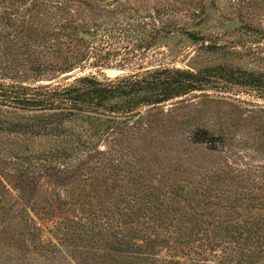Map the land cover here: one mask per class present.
Here are the masks:
<instances>
[{
    "label": "trees",
    "instance_id": "trees-1",
    "mask_svg": "<svg viewBox=\"0 0 264 264\" xmlns=\"http://www.w3.org/2000/svg\"><path fill=\"white\" fill-rule=\"evenodd\" d=\"M227 1L240 9L264 5ZM186 2L0 0V264H26L9 259L6 239L26 247L31 264L64 261L63 249L91 264L89 249L101 244L141 264H264V165L238 169L226 161L214 169L244 178L240 191L205 178L172 187L159 180L156 187L142 181L145 169L126 129L134 119L142 125L140 109L195 92L245 89L264 97V73L216 65L151 69L106 82L92 73L68 85L16 81L28 70L45 77L125 70L174 32L200 41L196 31L162 22ZM8 110L29 117L6 119ZM199 131L208 138L190 143L212 144V135ZM78 176L83 185L74 191ZM50 232L57 234L46 240Z\"/></svg>",
    "mask_w": 264,
    "mask_h": 264
},
{
    "label": "rangeland",
    "instance_id": "rangeland-1",
    "mask_svg": "<svg viewBox=\"0 0 264 264\" xmlns=\"http://www.w3.org/2000/svg\"><path fill=\"white\" fill-rule=\"evenodd\" d=\"M194 1L177 3V8L173 6L176 10L175 17L162 22L182 29H192L202 37L200 41H192L185 34L174 32L160 37L149 52L133 61L125 70L105 69L102 74H98L94 69L88 68L45 77L24 69L28 70L26 75L17 77L16 81L26 85H68L76 77L92 73L106 82L107 79L116 81L126 74L151 69L197 72L216 65L264 73V5L251 7L250 10L246 5L242 9L232 6L227 0H198L196 4ZM1 11L0 8V13ZM195 11L200 14L194 15ZM202 11H206V14L203 15ZM211 43L221 48H206ZM139 112L143 117L142 125L136 124L134 119L126 129H131L128 131V138L131 141L133 138V142L137 143L134 148L145 169L140 172L145 183H154L158 187V181L163 180L170 187L185 186L190 181L192 183L205 178L215 186H231L234 191H240L246 185L244 178L232 180L231 176L215 173L214 169L226 161L238 169L264 165V97L256 92L245 89H233L228 93L195 92L155 107L142 108ZM4 117L19 120L28 118L29 114L8 110ZM199 130L212 135V144L190 143L191 139L203 141L208 138ZM102 145L100 144V149L104 147V143ZM92 166L88 168L90 172L86 173V178L97 176L96 171H91ZM82 179L83 177L78 176L71 189L76 191L78 187H82ZM54 188L44 186L43 190L53 192ZM12 190L14 195L19 194L16 189ZM45 225L52 227L49 223ZM16 230L19 232L21 229L18 227ZM55 234L57 233L45 234V239ZM5 243L7 246L3 250L8 253L9 259L18 258L31 264L33 256L26 247L20 245L16 248L15 243L7 239ZM102 246H99V251L89 249V263L132 264L135 260L126 255L106 252ZM62 251L71 258L68 250ZM79 254L76 253L77 258H73L74 260L67 255L64 261H54L52 257L49 260L42 258L41 263L37 264H84L86 257L78 258ZM160 256H164L163 251ZM187 260L188 258L185 259Z\"/></svg>",
    "mask_w": 264,
    "mask_h": 264
}]
</instances>
